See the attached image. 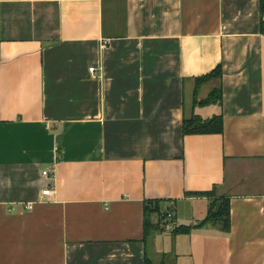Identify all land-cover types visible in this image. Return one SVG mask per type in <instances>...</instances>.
I'll list each match as a JSON object with an SVG mask.
<instances>
[{
	"label": "crops",
	"instance_id": "crops-1",
	"mask_svg": "<svg viewBox=\"0 0 264 264\" xmlns=\"http://www.w3.org/2000/svg\"><path fill=\"white\" fill-rule=\"evenodd\" d=\"M260 2L0 0V264H264Z\"/></svg>",
	"mask_w": 264,
	"mask_h": 264
},
{
	"label": "trees",
	"instance_id": "trees-1",
	"mask_svg": "<svg viewBox=\"0 0 264 264\" xmlns=\"http://www.w3.org/2000/svg\"><path fill=\"white\" fill-rule=\"evenodd\" d=\"M260 15L261 18L264 16V2L261 0L260 4ZM260 32H264V22L260 21ZM223 72H222V66L217 65L214 70L211 71V73L200 77L199 79L195 80V88L197 89L200 87V85L208 83L210 81H220L222 78ZM222 98V91L220 86H218L216 89H214L208 97L200 101V103L194 102V105H210L218 102L220 104ZM223 132V120L222 115L218 114L217 116H214L207 120H200L196 116H191L189 119H185L182 128H181V134L182 136L185 135H195V136H201V135H220ZM210 196L211 193H204L199 196ZM150 205L152 204L149 202ZM155 204H158L157 201H155ZM154 204V205H155ZM229 201L223 198L219 199V203H215L213 207L210 210H208L204 221L200 224V226H203L207 223H212L215 225H221L222 230L226 232L230 225V216H229ZM144 215L147 216L149 214L156 213V209H152L151 206L144 205ZM146 227V224H145ZM172 232L179 233V234H188L189 228H181L176 227ZM144 264H151L148 259L144 260Z\"/></svg>",
	"mask_w": 264,
	"mask_h": 264
},
{
	"label": "built area",
	"instance_id": "built-area-1",
	"mask_svg": "<svg viewBox=\"0 0 264 264\" xmlns=\"http://www.w3.org/2000/svg\"><path fill=\"white\" fill-rule=\"evenodd\" d=\"M262 19H263V22H264V16L262 17ZM88 71H89V73H91V74H94V73H95V69H94L93 67L89 68ZM41 174H42L43 176H45V177H49V178H52V177H53V175L50 174V172L47 171V170H44ZM51 193H52L51 190H49V189H45V190L42 192V194H41V199H43V197H47V196L51 195ZM25 209H26V211H27V210H29V211L32 210V209H33L32 204H31V203H27V205H25ZM160 218H161V220H160V221H161V228H162L165 232H169V233H171V232L177 227V226L175 225V223L172 221L171 215L166 214V215H164V216H162V217H160Z\"/></svg>",
	"mask_w": 264,
	"mask_h": 264
},
{
	"label": "rangeland",
	"instance_id": "rangeland-1",
	"mask_svg": "<svg viewBox=\"0 0 264 264\" xmlns=\"http://www.w3.org/2000/svg\"><path fill=\"white\" fill-rule=\"evenodd\" d=\"M210 90V88H208V85H206L204 88H203V91L205 92V91H209Z\"/></svg>",
	"mask_w": 264,
	"mask_h": 264
}]
</instances>
